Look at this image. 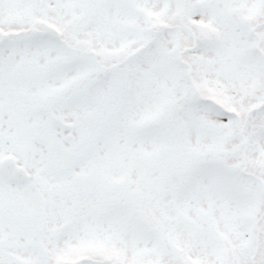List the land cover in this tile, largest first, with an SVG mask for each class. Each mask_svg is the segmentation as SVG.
Masks as SVG:
<instances>
[{
    "label": "snow or ice",
    "instance_id": "snow-or-ice-1",
    "mask_svg": "<svg viewBox=\"0 0 264 264\" xmlns=\"http://www.w3.org/2000/svg\"><path fill=\"white\" fill-rule=\"evenodd\" d=\"M0 264H264V0H0Z\"/></svg>",
    "mask_w": 264,
    "mask_h": 264
}]
</instances>
